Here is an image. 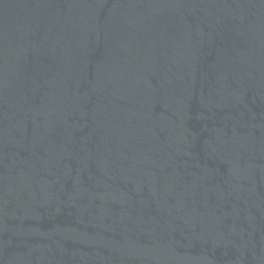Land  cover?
Wrapping results in <instances>:
<instances>
[{
    "label": "water",
    "instance_id": "water-1",
    "mask_svg": "<svg viewBox=\"0 0 264 264\" xmlns=\"http://www.w3.org/2000/svg\"><path fill=\"white\" fill-rule=\"evenodd\" d=\"M0 264H264V0H0Z\"/></svg>",
    "mask_w": 264,
    "mask_h": 264
}]
</instances>
